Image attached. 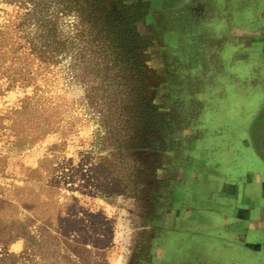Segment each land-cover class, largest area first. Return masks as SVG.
Wrapping results in <instances>:
<instances>
[{
    "label": "rangeland",
    "instance_id": "374dc122",
    "mask_svg": "<svg viewBox=\"0 0 264 264\" xmlns=\"http://www.w3.org/2000/svg\"><path fill=\"white\" fill-rule=\"evenodd\" d=\"M259 57L264 0H0V264H264L205 227L264 242Z\"/></svg>",
    "mask_w": 264,
    "mask_h": 264
},
{
    "label": "crops",
    "instance_id": "0c3cea01",
    "mask_svg": "<svg viewBox=\"0 0 264 264\" xmlns=\"http://www.w3.org/2000/svg\"><path fill=\"white\" fill-rule=\"evenodd\" d=\"M263 61L260 60V57L258 58V60H256V71L259 72V76L263 78V81H264V64L262 63ZM211 174H217L215 171H212ZM220 174H218V177L217 176H214V178L220 180L221 178L219 177ZM221 177L225 178L224 175H221ZM234 179H236V177H233ZM237 187H234L233 185H231L230 187H228L227 189H223V191L217 195H219V197H222L223 199H226V200H221V202H226L229 203L230 205V209H226L219 206V208H217V205L219 204V198L218 200H214L213 199V202L216 203V208L213 212L216 211L217 213V217H220V218H217V219H212V222L210 223V225L208 224V222H206V228L208 227H211L213 228L212 230H217V235L219 237H221V240H227L225 238L229 237L228 238V241H236L240 244V241H243V243L245 244V246H247L248 249H250L251 251H254L256 252L257 250H259L260 246L262 244H264V242L260 243V242H257V243H251V244H248L246 245V240L249 238V237H252L254 236V227H253V221H246L245 219H239V215L242 214L244 212V210H238L236 208V205L238 204L239 202V195H241V193L239 192L238 188L236 189ZM237 192H236V190ZM213 195H215V193H213ZM216 196V195H215ZM213 198V196H211ZM215 205V204H214ZM231 213L233 214V223L231 225H228L227 223V214L228 213ZM225 216V217H224ZM201 222V223H200ZM202 224V221H196V226L198 225H201ZM216 227V228H215ZM215 228V229H214ZM219 231V233H218ZM208 232V231H207ZM210 234V232H208ZM213 234V233H211ZM199 237H207L206 235L203 237L201 236L200 234L198 235ZM198 236H195L198 237ZM201 238V239H202ZM212 236L211 235H208L207 239H211ZM206 239V238H205ZM206 239V240H207ZM242 245V244H241Z\"/></svg>",
    "mask_w": 264,
    "mask_h": 264
},
{
    "label": "flooded vegetation",
    "instance_id": "af4514ba",
    "mask_svg": "<svg viewBox=\"0 0 264 264\" xmlns=\"http://www.w3.org/2000/svg\"><path fill=\"white\" fill-rule=\"evenodd\" d=\"M258 129H259V134L262 136L263 142H264V112L263 113H259V117H258Z\"/></svg>",
    "mask_w": 264,
    "mask_h": 264
}]
</instances>
